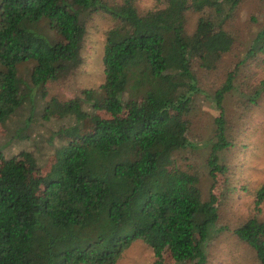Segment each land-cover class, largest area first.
Returning <instances> with one entry per match:
<instances>
[{"label":"trees","instance_id":"obj_1","mask_svg":"<svg viewBox=\"0 0 264 264\" xmlns=\"http://www.w3.org/2000/svg\"><path fill=\"white\" fill-rule=\"evenodd\" d=\"M242 1L164 0V8L140 15L134 0H0V126L25 102V89L44 95L48 82L81 65L85 15L100 12L115 22L106 34L102 93L86 90L82 100L53 99L44 108V120L66 109L82 122V133L76 144L56 150L42 196L31 188V154L5 160L0 149V264H116L135 241L153 251V264H166L165 256L175 264H207L205 248L218 221L213 188L225 170L218 152L229 146L223 101L236 70L210 97L219 115L208 200L199 177L176 168L173 155L190 146L187 116L195 96L204 94L193 67L214 70L231 51L223 25ZM188 11L207 14L191 35L184 28ZM42 23L61 41L40 34ZM258 55H264V25L246 58ZM26 62L34 64L31 87L18 75ZM262 91L264 81L254 96ZM263 199L264 186L257 204ZM233 234L264 264V222L249 219Z\"/></svg>","mask_w":264,"mask_h":264},{"label":"rangeland","instance_id":"obj_2","mask_svg":"<svg viewBox=\"0 0 264 264\" xmlns=\"http://www.w3.org/2000/svg\"><path fill=\"white\" fill-rule=\"evenodd\" d=\"M107 1L111 4L121 2ZM134 5L140 15L165 6L164 0H134ZM206 15L186 12L185 32L191 35L198 19ZM83 20L86 33L81 46V65L67 76L48 82L43 88L44 95L42 89H33L31 99L25 89V102L4 126H0V149L5 160L20 159L22 153H29L34 159L33 170L27 166V171L37 197L43 195V182L56 165V150L76 144L82 133V122L68 116L66 109L60 108L50 119L44 120L45 106L53 99L59 104L82 100L86 90L95 95L102 93L106 34L115 22L100 12L85 15ZM263 25L264 0H243L223 25L233 38L231 51L214 70H204L197 64L193 67L204 94L195 96L187 116L190 146L174 153L173 162L179 170L199 177L203 201L208 200L214 184L208 173V160L216 141L215 119L219 115L210 97L225 82L227 74L236 70L233 89L223 101L229 146L218 152L219 164L225 170L216 175L217 183L213 188L218 202V221L205 248L207 264H256L253 252L237 239L233 230L252 218L264 222V199L257 204V192L264 186V91L254 96L264 81V55L246 58L252 40ZM39 30L52 42L61 41L46 23H42ZM33 65L26 62L18 67L24 87H31ZM83 107L90 112L86 104ZM66 129L70 131L63 133ZM3 163L0 162V171ZM154 261L153 251L141 241H135L116 264H153ZM165 263L175 264L169 256H165Z\"/></svg>","mask_w":264,"mask_h":264}]
</instances>
